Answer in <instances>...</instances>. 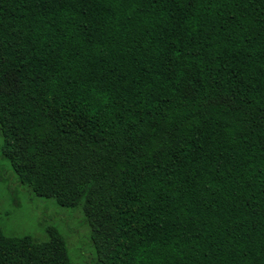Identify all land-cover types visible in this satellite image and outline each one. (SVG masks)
<instances>
[{"label":"trees","instance_id":"obj_1","mask_svg":"<svg viewBox=\"0 0 264 264\" xmlns=\"http://www.w3.org/2000/svg\"><path fill=\"white\" fill-rule=\"evenodd\" d=\"M0 131L95 264H264V0H0ZM47 235L0 264H73Z\"/></svg>","mask_w":264,"mask_h":264},{"label":"rangeland","instance_id":"obj_2","mask_svg":"<svg viewBox=\"0 0 264 264\" xmlns=\"http://www.w3.org/2000/svg\"><path fill=\"white\" fill-rule=\"evenodd\" d=\"M3 137L0 131V146ZM0 224L7 235L47 239L56 228L65 238L73 264H95L91 226L82 208L60 207L54 199L37 196L20 186L10 163L0 154Z\"/></svg>","mask_w":264,"mask_h":264}]
</instances>
